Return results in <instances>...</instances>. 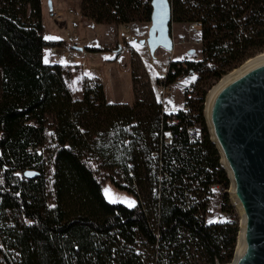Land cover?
I'll list each match as a JSON object with an SVG mask.
<instances>
[{
  "label": "trees",
  "instance_id": "1",
  "mask_svg": "<svg viewBox=\"0 0 264 264\" xmlns=\"http://www.w3.org/2000/svg\"><path fill=\"white\" fill-rule=\"evenodd\" d=\"M167 1L171 24L198 32L200 59L169 62L165 80H213L184 103L200 123L195 144L183 121L166 123L153 94L131 89L129 104L108 103L101 86L82 77L74 99L77 66L42 61L44 48L64 45L41 37L42 1L0 0V264L230 261L235 222L205 220L209 187L225 190L227 182L202 103L220 77L264 52V0ZM150 11V0H80L81 17L95 24L149 22ZM166 129L177 137L160 146ZM26 170L36 176L25 179ZM104 181L134 206L105 201ZM221 204L230 214L225 192Z\"/></svg>",
  "mask_w": 264,
  "mask_h": 264
},
{
  "label": "rangeland",
  "instance_id": "2",
  "mask_svg": "<svg viewBox=\"0 0 264 264\" xmlns=\"http://www.w3.org/2000/svg\"><path fill=\"white\" fill-rule=\"evenodd\" d=\"M54 3L55 11L47 19L44 17L46 7L42 5L43 28L40 34L46 41H60L64 45L56 47L61 49L59 55L54 48H49L44 53V59H50L57 64L77 66L81 73L75 76L71 82L74 99H80L81 78L86 77L90 80L89 84L92 88L93 85L99 83L105 102L129 104L132 102L131 89H134L138 93L153 94L155 101L160 105L161 113L165 114L171 113L170 111H179L187 98H194V92L188 97L186 96L187 85H193L194 90L200 91L206 89L207 84L213 81L210 78L204 80L203 77L199 79L192 77L174 83L171 86L172 89L164 96L162 108L154 92L155 86L160 80V72L167 69V65L171 61L195 62L200 59V45L194 43L198 32L191 25L187 23L171 24L172 50L167 52L157 49L150 56L146 48H143L149 22H131L126 25L95 24L82 18L80 12L78 15L80 0H54ZM49 10L51 11V9ZM46 37L53 40H48ZM74 47L80 48L81 51H75ZM85 48H101L104 51L88 53L85 52ZM190 50L193 51L192 55L188 54ZM37 152L39 153V151ZM101 192L105 201L109 203L129 206L128 201L134 202L131 196L115 190L105 181L101 184ZM224 192L231 207L230 214L222 212L221 197L223 193L218 192L213 199L209 200L205 220L206 222H235L237 226L238 216L228 199L227 189Z\"/></svg>",
  "mask_w": 264,
  "mask_h": 264
},
{
  "label": "water",
  "instance_id": "3",
  "mask_svg": "<svg viewBox=\"0 0 264 264\" xmlns=\"http://www.w3.org/2000/svg\"><path fill=\"white\" fill-rule=\"evenodd\" d=\"M150 9L145 39L148 54L152 56L157 49L170 52L168 1L150 0ZM244 62L205 92L201 111L208 142L227 182L228 199L238 216V242L224 264H264V58L246 66ZM22 176L32 179L36 173L26 170Z\"/></svg>",
  "mask_w": 264,
  "mask_h": 264
},
{
  "label": "built area",
  "instance_id": "4",
  "mask_svg": "<svg viewBox=\"0 0 264 264\" xmlns=\"http://www.w3.org/2000/svg\"><path fill=\"white\" fill-rule=\"evenodd\" d=\"M194 43H197L200 45V38L199 35L196 34V40ZM166 73V72H165ZM164 73V74H165ZM174 85V83H168L164 76L160 78L158 84L155 86L154 92L157 96V98L160 101L161 107L163 108L164 102V96L166 92L170 91L172 88L171 86ZM193 85H187L185 92L186 96L188 97L191 93H193ZM89 99H92V95H89ZM162 112L164 110L162 109ZM171 113H165L168 116V125L172 126H178L180 121L182 122L183 132L185 139L188 144H195L198 143L201 139V130H200V123L195 120V115L191 114V111L189 109V106L186 104H182L179 111H170ZM181 116V117H179ZM182 118V120L180 119ZM160 146H167L170 144V141L175 139L177 136L171 129H166L160 132ZM152 158H159V154L157 152H154L151 154ZM225 190H222L217 185H211L208 189V196L213 199L215 195L219 192L220 194L223 193ZM24 224H27V222H24Z\"/></svg>",
  "mask_w": 264,
  "mask_h": 264
},
{
  "label": "crops",
  "instance_id": "5",
  "mask_svg": "<svg viewBox=\"0 0 264 264\" xmlns=\"http://www.w3.org/2000/svg\"><path fill=\"white\" fill-rule=\"evenodd\" d=\"M48 2L50 3V9H51V11L49 10V8H48ZM42 5H45V9H46V11H45V9H44V17L47 19L48 18V16H52V14L54 13L53 11H55L54 10V7H55V3H54V0H42ZM80 10V4H79V8H78V11H77V13H78V15H79V11ZM50 13V14H49ZM42 17H43V14H42ZM42 28H43V21L41 20V31H42ZM41 37H42V34H41ZM43 38V37H42ZM48 40H53V39H48ZM140 43H142V41H140ZM143 48H146V46L144 45L143 46ZM49 48H44L43 50H42V61H43V63H45V64H48V65H52V64H57V63H55L54 61H52V60H50L49 58V60H47V58H45L44 59V53H46V51L48 50ZM129 50H130V48H128ZM54 50H55V52H57L58 51V55H59V52H60V48L59 49H57V48H54ZM121 50H123V51H125L124 49H121ZM146 50H147V48H146ZM131 51V50H130ZM47 61V62H46ZM165 71H166V68H165V70L163 69V71H161L160 72V78L162 77V75H164V73H165ZM97 84H99V83H97ZM116 103V102H115Z\"/></svg>",
  "mask_w": 264,
  "mask_h": 264
},
{
  "label": "bare ground",
  "instance_id": "6",
  "mask_svg": "<svg viewBox=\"0 0 264 264\" xmlns=\"http://www.w3.org/2000/svg\"><path fill=\"white\" fill-rule=\"evenodd\" d=\"M259 58H264V53H263V54H260V55H258V56H255V57H253V58H251V59H249V60H247L246 62H244V65L246 66V65H248L251 61H254V60L259 59ZM235 71H236V69H234L231 73H228V75L233 74ZM200 130H201V127H200ZM237 242H238V241H236V244H237Z\"/></svg>",
  "mask_w": 264,
  "mask_h": 264
},
{
  "label": "snow or ice",
  "instance_id": "7",
  "mask_svg": "<svg viewBox=\"0 0 264 264\" xmlns=\"http://www.w3.org/2000/svg\"><path fill=\"white\" fill-rule=\"evenodd\" d=\"M46 39H49V38L46 37ZM46 62H47V61H46ZM193 79H195V78L193 77ZM106 192H107V190H106ZM113 202H115V201H113ZM127 203L129 204V206H134V202L128 201ZM210 222H211V221H210Z\"/></svg>",
  "mask_w": 264,
  "mask_h": 264
}]
</instances>
